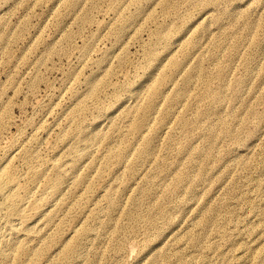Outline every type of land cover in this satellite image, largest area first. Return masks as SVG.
<instances>
[{
    "label": "rangeland",
    "instance_id": "374dc122",
    "mask_svg": "<svg viewBox=\"0 0 264 264\" xmlns=\"http://www.w3.org/2000/svg\"><path fill=\"white\" fill-rule=\"evenodd\" d=\"M0 180V264H264V0H0Z\"/></svg>",
    "mask_w": 264,
    "mask_h": 264
},
{
    "label": "bare ground",
    "instance_id": "6f19581e",
    "mask_svg": "<svg viewBox=\"0 0 264 264\" xmlns=\"http://www.w3.org/2000/svg\"><path fill=\"white\" fill-rule=\"evenodd\" d=\"M3 179V178H1ZM10 182H12V179H9ZM10 187L7 183V180H0V215L4 212L5 207H8L11 205V202H14L13 196L10 197ZM7 209V208H6ZM18 209V206L13 207L10 212L14 213ZM38 209V208H37ZM37 212V211H36ZM26 253L24 249H19V253Z\"/></svg>",
    "mask_w": 264,
    "mask_h": 264
}]
</instances>
